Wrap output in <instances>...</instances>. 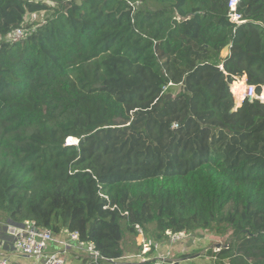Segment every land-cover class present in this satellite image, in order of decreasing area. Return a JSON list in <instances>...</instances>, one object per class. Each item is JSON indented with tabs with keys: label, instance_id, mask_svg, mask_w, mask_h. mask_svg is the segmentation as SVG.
<instances>
[{
	"label": "trees",
	"instance_id": "1",
	"mask_svg": "<svg viewBox=\"0 0 264 264\" xmlns=\"http://www.w3.org/2000/svg\"><path fill=\"white\" fill-rule=\"evenodd\" d=\"M155 1L0 0V219L77 232L105 264H152L119 260L136 225L229 228L216 264H264V101L230 112L237 79L264 87V0L240 24L228 0Z\"/></svg>",
	"mask_w": 264,
	"mask_h": 264
},
{
	"label": "built area",
	"instance_id": "2",
	"mask_svg": "<svg viewBox=\"0 0 264 264\" xmlns=\"http://www.w3.org/2000/svg\"><path fill=\"white\" fill-rule=\"evenodd\" d=\"M239 0H228V19L230 22L235 24L243 23L241 15L237 11V5ZM130 6L134 8L139 4V1L129 2ZM34 30V27L27 28L26 26H19L13 29L10 33L7 34L5 40L7 42H17L24 39ZM221 68V66H220ZM169 85H171L169 83ZM164 89H166L164 87ZM262 95H257L255 91V86L250 84H245V89L242 95L241 102L244 99L249 101L253 99L263 100ZM136 229V238H139V241L136 239V244L139 246V249L135 253H128L119 260L121 261H137L144 262L152 260V264H179L178 256L173 255H158L156 252L161 241H150L148 240L143 232V229L139 226H135ZM11 231V248L13 252L22 257L32 258L36 264H66L65 259L62 255L56 252H48L47 248L49 243L54 241V234L51 230L46 228H39L36 226L33 221H25L24 223L18 226H11L9 228ZM68 233V232H67ZM70 244H74L77 248L81 249L86 258L85 264H105L106 262L113 261L106 256H104L92 242H86L79 239L77 232L68 233ZM183 236H186L185 233H170L167 241L170 244L177 243L180 241ZM166 241V240H165ZM70 244L64 243V247L71 248ZM177 257V258H176ZM0 264H6L3 260Z\"/></svg>",
	"mask_w": 264,
	"mask_h": 264
},
{
	"label": "rangeland",
	"instance_id": "3",
	"mask_svg": "<svg viewBox=\"0 0 264 264\" xmlns=\"http://www.w3.org/2000/svg\"><path fill=\"white\" fill-rule=\"evenodd\" d=\"M49 3H50L49 5H53L54 2L50 1ZM148 3L153 8L157 7V3L155 0H148ZM43 13L44 12L27 14L25 17L24 26H26L27 24H30L32 22H35V23L43 22V20L45 18ZM236 81L238 83L236 85H241V88H239L237 94H236V92L233 91V88H231V86H230V90L233 94L234 101H235V103L237 102L235 104V106L240 104L241 99H242V95H243V92L245 89V84L247 83L245 76H242L241 78L237 79ZM177 91H178V87H173V94H176ZM260 94L262 95L261 98H264V87L261 89ZM261 101H264V99ZM68 141L70 143H74L71 140H68ZM5 220H6L5 216H2L0 219V222H1L0 226H2L1 224H3ZM231 233L232 232L229 228L220 229V232H215L214 230L198 229V230L192 231L190 233H185L186 236H183V238L178 242L180 243V245H183V248L186 249V251L183 253V255L187 256L186 257L187 258L186 264H189L192 262H198L201 264H216V260H215L216 258L212 254L216 253L219 250L220 246H223V245L228 243L230 236H231ZM126 237H127V235H126ZM145 237L148 240L153 242V239L147 237L146 235H145ZM0 239L3 240L4 238H0ZM5 239L7 240L6 244L9 245L11 243V238H9V239L5 238ZM166 242H168V241L166 240ZM136 247H137V249H139V246H136ZM136 247H133V249H131V250L133 251L134 249H136ZM128 253H131V252H128ZM180 257L181 256L179 255L178 258H180ZM26 259L29 261L28 258H26ZM23 261H25V260H23Z\"/></svg>",
	"mask_w": 264,
	"mask_h": 264
},
{
	"label": "crops",
	"instance_id": "4",
	"mask_svg": "<svg viewBox=\"0 0 264 264\" xmlns=\"http://www.w3.org/2000/svg\"><path fill=\"white\" fill-rule=\"evenodd\" d=\"M231 88H232V86H231ZM240 105H241V103L238 104L237 106H235V108L239 107ZM1 225L2 226H0V238H4V239L3 240L0 239V252H1L0 253V262L4 260L6 262V264H36V262L32 258L22 257V256L17 255V253L13 252V250L11 248V244H9V245L6 244L7 240L5 238L7 236H9L11 238V235H10L11 231L9 230V228L12 226V224L10 223V221H8L6 219L4 221V223ZM68 236L69 235L66 231H62L59 234L54 235V241L49 243L47 251L48 252H56V253L62 255L63 258L65 259L66 264H85L86 258H85L84 252L81 249L77 248L73 243L70 244L69 243L70 240H69ZM136 239L139 240V238L134 239L135 245L137 242ZM64 243L70 244V246H72V247L66 248V247H64ZM185 251H186V249L183 248V245H180L179 242L174 243V244H170L169 242L163 241V242H161L159 249L153 253H156L158 255L170 254L173 256H179V255H182ZM26 258H28L29 261ZM177 259L180 261L179 264H186L187 258L185 259V258L180 257ZM23 260H25V261H23ZM189 264H201V263L192 262Z\"/></svg>",
	"mask_w": 264,
	"mask_h": 264
},
{
	"label": "water",
	"instance_id": "5",
	"mask_svg": "<svg viewBox=\"0 0 264 264\" xmlns=\"http://www.w3.org/2000/svg\"><path fill=\"white\" fill-rule=\"evenodd\" d=\"M229 49H230V44H227L223 49H222V52H221V54H220V56H221V58H224V57H226L227 56V54L229 53ZM237 103V102H236ZM235 103V104H236ZM234 104V105H235ZM235 106L230 110V112H233V111H235ZM77 143V140H76V142L75 143H72V144H76Z\"/></svg>",
	"mask_w": 264,
	"mask_h": 264
},
{
	"label": "bare ground",
	"instance_id": "6",
	"mask_svg": "<svg viewBox=\"0 0 264 264\" xmlns=\"http://www.w3.org/2000/svg\"><path fill=\"white\" fill-rule=\"evenodd\" d=\"M232 88H233V91L236 92V94H237L239 88H241V85H235V86L233 85ZM70 139H71V138H70ZM75 142H76V140H75ZM75 142H74V143H75Z\"/></svg>",
	"mask_w": 264,
	"mask_h": 264
},
{
	"label": "clouds",
	"instance_id": "7",
	"mask_svg": "<svg viewBox=\"0 0 264 264\" xmlns=\"http://www.w3.org/2000/svg\"><path fill=\"white\" fill-rule=\"evenodd\" d=\"M177 19L179 20L180 18L179 17H177ZM70 139V137L66 140V144H72V143H70L68 140ZM77 144V143H76ZM12 226H15V225H13L12 224ZM135 238H136V236H135ZM153 241H156V240H153ZM157 241H161V240H157ZM163 242V241H162ZM136 246H137V244H136ZM136 252V251H135ZM134 252V253H135ZM132 253V252H131Z\"/></svg>",
	"mask_w": 264,
	"mask_h": 264
}]
</instances>
